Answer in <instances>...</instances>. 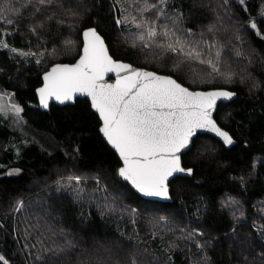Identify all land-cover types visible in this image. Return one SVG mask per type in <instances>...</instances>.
<instances>
[{
	"label": "trees",
	"instance_id": "trees-1",
	"mask_svg": "<svg viewBox=\"0 0 264 264\" xmlns=\"http://www.w3.org/2000/svg\"><path fill=\"white\" fill-rule=\"evenodd\" d=\"M60 2L63 8H50L43 14L55 12V18L45 20L44 28L33 33L29 11L22 7L26 0H0V8L15 9L6 11V16L16 19L18 11L24 17L18 26L0 21V40L9 45L0 47V94L23 108L19 122L13 112L0 113V255L9 264H33L30 252H36L39 245L24 247L36 243V234L25 236L27 218L31 224L39 219L44 225L47 220L57 233L63 228L74 241L77 248L64 258V264H76L77 258L86 264H131L133 255L139 264H197L205 255L209 264H261L264 0H167L164 6L169 15L182 12L178 26L191 29L194 39L223 46L222 53L236 73L233 83L196 77L205 67L198 63L174 71L175 54L162 59L154 48L139 42L133 47L131 33L137 29L131 21L133 16L140 18L137 9L143 0ZM148 2L159 5V0ZM143 16L155 19L156 13L147 11ZM37 18L42 17L37 14ZM157 22L168 23L163 17ZM209 25L215 26L212 32ZM87 28L97 29L115 60L172 75L192 90L220 88L237 95L233 102L220 105L215 117L237 144L227 149L212 137L199 136L215 150L183 156V166L194 172L190 178L171 182L172 203L145 200L116 175L121 162L100 135V121L87 100L73 106L52 105L48 112L30 107L38 104L36 90L42 85V75L55 64L79 58ZM11 48L18 51L11 53ZM233 49L243 55L237 57ZM253 83L259 87L253 88ZM14 169L19 173H12ZM76 176L82 177L81 183L72 179ZM96 177L101 189L107 186L106 192L96 190ZM78 188L84 189L81 203L74 200ZM105 197L109 201L115 197V211L103 208ZM17 201H23V211H14ZM160 216H166L167 223ZM41 230L51 236L46 228ZM52 239L64 243L60 235L45 243L50 245Z\"/></svg>",
	"mask_w": 264,
	"mask_h": 264
},
{
	"label": "snow or ice",
	"instance_id": "snow-or-ice-1",
	"mask_svg": "<svg viewBox=\"0 0 264 264\" xmlns=\"http://www.w3.org/2000/svg\"><path fill=\"white\" fill-rule=\"evenodd\" d=\"M166 5L167 0H159V5L143 0V6L137 9L140 18L133 16L131 21L137 29L135 33H131L132 46L136 47L139 42L142 47L154 48L158 50V55L162 59L169 53L175 54L176 59L172 61L174 71H180L182 67L191 68L194 63H198L205 67L201 72L194 74L196 77H207L211 80L219 78L225 83H233L236 73L232 70L231 62L222 53L223 46L216 42L209 44L202 39H194L195 34L191 29L178 26L183 20L182 12L177 10L173 15H169L164 11ZM22 7L29 11L30 31L37 33L44 28L45 20L50 22L56 16L55 12L44 16V12L54 7L63 8V4L60 0H26ZM6 11L15 9L0 8V21L8 25L18 26L24 18L23 14L17 11L16 19H13L12 16L5 15ZM147 11L155 12L156 18L144 17L143 13ZM37 14L42 18H37ZM160 17L168 23H158ZM62 22L57 20V23ZM214 27L209 25L208 31L212 32ZM256 27L255 23L251 24V28ZM82 35V52L76 62L58 63L50 71L45 72L43 87L37 89L40 104L48 108L50 99L63 104L73 100L76 94L90 97L92 107L103 121L100 131L119 153L123 162L116 175L130 183L138 193L145 197L168 199L170 178L175 179L177 174L181 173L191 176L194 172L193 168L182 166L181 156L188 153L199 156L215 150L214 146L209 147L207 142L199 139L201 130L214 133L222 138L225 145L234 143L232 135L218 126L213 116L217 101L221 98L230 100L235 95L233 91L220 88L192 91L172 75H160L155 71H146L114 60L109 55L105 40L95 28H87ZM200 36L203 37L204 33L201 32ZM66 43L71 45L74 42ZM0 47L8 48L9 45L0 40ZM10 51L18 50L11 48ZM233 51L237 57L243 55L241 51L235 49ZM20 54L28 55L23 52ZM36 63L39 64L40 60L38 59ZM111 72H115L117 76L114 84L105 80L106 74ZM252 87L256 88L259 85L253 83ZM4 95L0 94V113L6 115L8 111H12L19 122L22 119L23 108L18 104H12L9 109L8 105L3 103ZM19 171L13 170L15 173ZM72 179L77 184L82 181L80 176ZM95 182L96 190L107 191L106 185L101 189L99 177L95 178ZM83 193L82 188L74 190L76 203L83 202ZM117 194L123 195L119 190ZM103 208L109 212L115 211V197L111 201L105 197ZM23 209V201H17L14 211L19 212ZM131 211L137 213L136 209ZM159 220L167 223L166 216H160ZM25 223L28 225L24 229L25 236L36 234V243L31 246L26 243L24 247L35 249L39 245L36 252H30L34 256L33 264H64V258L77 248L74 241L65 235L63 228L57 233L47 220L41 225L39 219L35 224H31L26 218ZM42 228H46L51 236H45ZM57 235L64 236L63 244H57L54 239L50 245L45 243V240ZM260 237L264 241V230L260 232ZM197 247L201 250L204 248L200 244H197ZM258 255L261 257V264H264V250ZM0 262L9 264L3 255H0ZM76 264H86V261L77 258ZM131 264H139L135 255L131 258ZM197 264H209L207 255Z\"/></svg>",
	"mask_w": 264,
	"mask_h": 264
},
{
	"label": "water",
	"instance_id": "water-1",
	"mask_svg": "<svg viewBox=\"0 0 264 264\" xmlns=\"http://www.w3.org/2000/svg\"><path fill=\"white\" fill-rule=\"evenodd\" d=\"M96 29V28H95ZM97 30V29H96ZM98 32V31H97ZM99 33V32H98ZM83 34V33H82ZM100 34V33H99ZM103 38V37H102ZM104 39V38H103ZM82 42H83V35H82ZM105 45H106V47L108 48V51H109V55H111V53H110V50H109V47H108V45H107V43L105 42ZM83 47V46H82ZM81 52H82V50H81ZM112 56V55H111ZM114 59V58H113ZM115 60V59H114ZM117 61H119V60H117ZM76 62V61H75ZM74 62V63H75ZM120 62H123V61H120ZM123 63H128V62H123ZM128 64H131V63H128ZM133 67H135V68H139V67H136V66H134L133 64H131ZM54 66V65H53ZM52 66V67H53ZM52 67H50L49 68V70L48 71H50L51 70V68ZM140 69H143V70H146V71H152V70H148V69H145V68H140ZM47 72V71H46ZM45 74V73H44ZM44 74L42 75V85L40 86V87H43V76H44ZM159 74V73H158ZM121 75H123V73H121ZM160 75H164V74H160ZM116 78H117V76H116V73L115 72H111V73H108V74H106V76H105V80L108 82V83H115V81H116ZM39 87V88H40ZM38 88V89H39ZM190 89V88H189ZM190 90H192V89H190ZM210 90H213V89H210ZM224 90H227V89H224ZM192 91H202V90H192ZM204 91H209V90H204ZM230 91V90H229ZM36 96H37V101H38V104L37 105H31L30 107H32V108H34V109H39L40 111H42V112H48L49 110H50V108H51V106L52 105H55V106H57V107H65V106H73V105H75L76 104V102L78 101V100H87L89 103H90V106H91V109H92V111L97 115V117H98V119H99V121H100V124H101V126H100V128H99V133H100V135L102 136V138H103V140L105 141V143L108 145V147L117 155V157L119 158V160H120V162H121V166L123 165V162H122V160H121V158H120V156H119V153L116 151V149L111 145V144H109L108 143V141H107V138L106 137H104V135H103V133L100 131V129L103 127V121H102V119L100 118V116H99V113L92 107V105H91V98L90 97H87L86 95H83V94H76V96H74V98H73V100H71V101H66L65 103H63V104H61L60 102H58V101H56L55 99H50L49 100V106H48V108H44L41 104H40V100H39V94H38V92H37V90H36ZM236 97H237V95H236V93H235V95L230 99V100H228V99H224V98H221V99H219L218 101H217V106H216V108H215V110H214V112H213V116H214V118L216 117V114H217V112H218V109H219V107H220V105H222V104H229V103H231V102H233L235 99H236ZM216 119V118H215ZM218 123V122H217ZM218 126H220L219 124H218ZM221 127V126H220ZM222 128V127H221ZM223 129V128H222ZM223 130H225V129H223ZM226 131V130H225ZM230 134V133H229ZM231 135V134H230ZM199 136H208V137H212V138H214V139H216L217 141H219L223 146H225L227 149H231L232 147H234L236 144H237V142L234 140V138H233V140H234V143L232 144V145H225L224 143H223V141H222V138H220V137H217L214 133H210V132H207V131H204V130H201L200 132H199ZM186 155V154H185ZM183 156L184 155H182L181 156V162H182V166H183V161H182V158H183ZM193 176V174L191 175V176H187L186 174H183V173H181V174H177V176H176V178H178V177H184V178H190V177H192ZM121 180H122V178H120ZM174 179L173 178H170V181L172 182ZM123 181V180H122ZM123 182H125V183H127L129 186H130V188L137 194V195H139L141 198H143V199H145V200H148V201H153V202H160V203H172L173 202V199H172V196H171V182H170V185H169V198L168 199H164V198H157V197H145V196H143V194H141V193H138L135 189H133L132 187H131V185H130V183H128V182H126V181H123Z\"/></svg>",
	"mask_w": 264,
	"mask_h": 264
},
{
	"label": "rangeland",
	"instance_id": "rangeland-1",
	"mask_svg": "<svg viewBox=\"0 0 264 264\" xmlns=\"http://www.w3.org/2000/svg\"><path fill=\"white\" fill-rule=\"evenodd\" d=\"M11 53H16V52H12L10 51ZM3 103H5L6 105H8L9 109L11 108V105L14 104L13 102L9 101V99H7L5 96H4V100H3ZM12 111H8L7 113H11ZM12 173H15L12 171Z\"/></svg>",
	"mask_w": 264,
	"mask_h": 264
}]
</instances>
